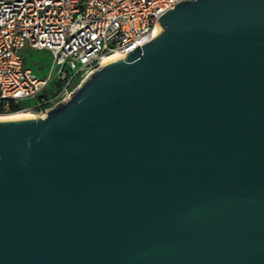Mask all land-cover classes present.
<instances>
[{"label": "water", "instance_id": "95a60500", "mask_svg": "<svg viewBox=\"0 0 264 264\" xmlns=\"http://www.w3.org/2000/svg\"><path fill=\"white\" fill-rule=\"evenodd\" d=\"M46 117L0 120V264H264V0H182Z\"/></svg>", "mask_w": 264, "mask_h": 264}, {"label": "built area", "instance_id": "2783aa9c", "mask_svg": "<svg viewBox=\"0 0 264 264\" xmlns=\"http://www.w3.org/2000/svg\"><path fill=\"white\" fill-rule=\"evenodd\" d=\"M180 1L0 0V113L19 107L46 117L107 56L124 58L155 38L160 16ZM26 50L50 52L47 77L26 65Z\"/></svg>", "mask_w": 264, "mask_h": 264}, {"label": "rangeland", "instance_id": "374dc122", "mask_svg": "<svg viewBox=\"0 0 264 264\" xmlns=\"http://www.w3.org/2000/svg\"><path fill=\"white\" fill-rule=\"evenodd\" d=\"M26 54V65L30 67L35 75H37L39 78H45L49 75V69H50V62H51V54L48 50H40V51H25ZM52 87V84H51ZM36 102V99H27L23 101L24 105H33ZM16 112H30L34 113L32 111L26 110V109H19L15 112L10 111L7 113H1V114H11Z\"/></svg>", "mask_w": 264, "mask_h": 264}, {"label": "bare ground", "instance_id": "6f19581e", "mask_svg": "<svg viewBox=\"0 0 264 264\" xmlns=\"http://www.w3.org/2000/svg\"><path fill=\"white\" fill-rule=\"evenodd\" d=\"M162 31V28L158 25L155 29L154 35L157 36L160 34ZM120 57L119 54H112L110 56H107L105 58V63H108L110 61H113L115 59H118ZM30 117H38L35 113H30V112H22V113H11V114H1L0 113V120L3 119H18V118H30Z\"/></svg>", "mask_w": 264, "mask_h": 264}, {"label": "trees", "instance_id": "16d2710c", "mask_svg": "<svg viewBox=\"0 0 264 264\" xmlns=\"http://www.w3.org/2000/svg\"><path fill=\"white\" fill-rule=\"evenodd\" d=\"M17 110H19V107H13L11 111L15 112Z\"/></svg>", "mask_w": 264, "mask_h": 264}]
</instances>
